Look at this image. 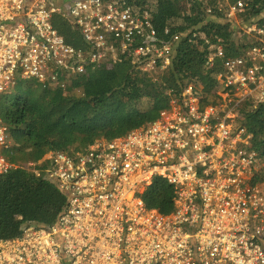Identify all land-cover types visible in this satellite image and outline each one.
<instances>
[{
  "label": "built area",
  "instance_id": "1",
  "mask_svg": "<svg viewBox=\"0 0 264 264\" xmlns=\"http://www.w3.org/2000/svg\"><path fill=\"white\" fill-rule=\"evenodd\" d=\"M245 6L235 1L226 17L239 23ZM55 15L79 29L84 48L65 41ZM240 26L252 42L240 55H226L219 41L207 48V64L221 68L215 103L189 84L146 126L27 162L65 206L52 225L29 223L0 239V264H264V184L254 182L261 162L236 123L245 101L264 103V26ZM177 39L168 27L161 37L127 0H0V98L18 79L64 89L89 68L123 60L142 72L163 69ZM9 145L0 113V175L14 167ZM155 176L174 188L168 214L141 197Z\"/></svg>",
  "mask_w": 264,
  "mask_h": 264
},
{
  "label": "trees",
  "instance_id": "2",
  "mask_svg": "<svg viewBox=\"0 0 264 264\" xmlns=\"http://www.w3.org/2000/svg\"><path fill=\"white\" fill-rule=\"evenodd\" d=\"M237 0H127L144 8L162 37L165 27L178 34L171 62L163 69L142 72L126 60L109 68H89L70 85L43 88L33 79H18L0 98V113L10 145L6 158L14 165L0 175V239L17 237L29 223L50 226L65 206V197L42 174L25 167L50 151L75 153L96 139L111 140L146 126L189 85L201 86L204 103H215L219 62L207 64L208 45L222 42L228 56H238L247 34L241 21L264 26V0H245L239 23L226 17ZM53 26L65 41L84 48L85 41L70 19L55 15ZM238 122L250 136L249 147L260 159L254 182L264 184V103L245 101ZM43 161L36 165L44 167ZM174 188L155 176L141 194L149 209L174 210Z\"/></svg>",
  "mask_w": 264,
  "mask_h": 264
},
{
  "label": "rangeland",
  "instance_id": "3",
  "mask_svg": "<svg viewBox=\"0 0 264 264\" xmlns=\"http://www.w3.org/2000/svg\"><path fill=\"white\" fill-rule=\"evenodd\" d=\"M196 86V85H195ZM215 86L217 87V90H216V92L218 91L219 92V83H218V80H216V82H215ZM196 88H198V89H200L201 90V86H196ZM218 92H217V94H218ZM241 115V114H240ZM236 123H237V125L239 124V122H238V119L236 120ZM249 139H250V137L248 138V146H249Z\"/></svg>",
  "mask_w": 264,
  "mask_h": 264
}]
</instances>
